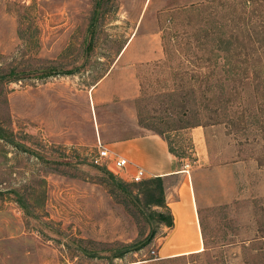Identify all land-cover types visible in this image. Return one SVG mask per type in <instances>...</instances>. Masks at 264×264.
<instances>
[{
  "label": "rangeland",
  "instance_id": "rangeland-1",
  "mask_svg": "<svg viewBox=\"0 0 264 264\" xmlns=\"http://www.w3.org/2000/svg\"><path fill=\"white\" fill-rule=\"evenodd\" d=\"M94 116L193 165L203 250L159 254ZM0 264H264V0H0Z\"/></svg>",
  "mask_w": 264,
  "mask_h": 264
},
{
  "label": "crops",
  "instance_id": "crops-1",
  "mask_svg": "<svg viewBox=\"0 0 264 264\" xmlns=\"http://www.w3.org/2000/svg\"><path fill=\"white\" fill-rule=\"evenodd\" d=\"M107 77L102 78L98 87H95V91L100 95L109 93L104 87L107 84ZM115 96V94L108 95L110 98ZM95 116L92 130L94 127L97 140L102 141L100 135L104 131V123L101 120L99 122ZM195 139L199 141L198 147H202L200 136L198 135ZM102 142L109 148L111 156L127 158L128 164L120 172L123 179L132 180L139 168L145 170L144 179L155 176L163 178L166 201L173 214L174 225L169 228L158 250L159 254L179 256L203 250L204 244L193 181L194 174L188 168L193 165L179 160L171 151L169 141L156 132L117 140L104 139ZM96 146L98 147V141ZM108 167L116 171L112 163ZM172 181H176V184L172 185Z\"/></svg>",
  "mask_w": 264,
  "mask_h": 264
},
{
  "label": "trees",
  "instance_id": "trees-1",
  "mask_svg": "<svg viewBox=\"0 0 264 264\" xmlns=\"http://www.w3.org/2000/svg\"><path fill=\"white\" fill-rule=\"evenodd\" d=\"M156 133L164 136L161 132L156 131ZM171 151L174 153L172 148ZM116 183L124 191L128 192L132 199L135 198L137 204L141 206L144 205L147 207H157L164 209L165 212L163 213H156V211L154 212L158 218L163 220L166 226L172 227L174 225V217L166 201L164 180L161 176L145 178L140 182H127L121 179ZM132 186L138 188L139 191L136 194H134L133 190L130 189ZM115 256L120 257L122 255L116 253Z\"/></svg>",
  "mask_w": 264,
  "mask_h": 264
},
{
  "label": "built area",
  "instance_id": "built-area-1",
  "mask_svg": "<svg viewBox=\"0 0 264 264\" xmlns=\"http://www.w3.org/2000/svg\"><path fill=\"white\" fill-rule=\"evenodd\" d=\"M93 160L96 164L106 163L107 165L113 164V167L119 173L125 169L128 164V160L125 157L121 156H111L109 148L100 140L98 139V152L93 157ZM145 170L143 168H139L135 175L133 176L132 181L140 182L144 179Z\"/></svg>",
  "mask_w": 264,
  "mask_h": 264
}]
</instances>
